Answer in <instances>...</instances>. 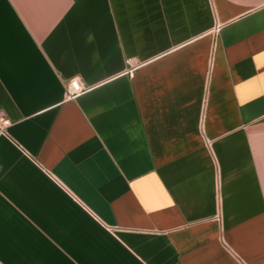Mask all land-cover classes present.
I'll return each instance as SVG.
<instances>
[{"label": "crops", "instance_id": "obj_1", "mask_svg": "<svg viewBox=\"0 0 264 264\" xmlns=\"http://www.w3.org/2000/svg\"><path fill=\"white\" fill-rule=\"evenodd\" d=\"M0 115V264H264V0H0Z\"/></svg>", "mask_w": 264, "mask_h": 264}, {"label": "built area", "instance_id": "obj_2", "mask_svg": "<svg viewBox=\"0 0 264 264\" xmlns=\"http://www.w3.org/2000/svg\"><path fill=\"white\" fill-rule=\"evenodd\" d=\"M127 73L130 77H133L135 70L139 64L133 59H127ZM86 90L85 86L78 80H71L67 86V96L74 98L82 94ZM11 126V121L5 116L0 115V136L7 134L8 128Z\"/></svg>", "mask_w": 264, "mask_h": 264}]
</instances>
